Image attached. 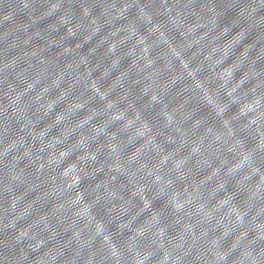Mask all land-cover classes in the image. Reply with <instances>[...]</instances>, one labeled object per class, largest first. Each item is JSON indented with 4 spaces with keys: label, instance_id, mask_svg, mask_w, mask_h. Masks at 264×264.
<instances>
[{
    "label": "water",
    "instance_id": "obj_1",
    "mask_svg": "<svg viewBox=\"0 0 264 264\" xmlns=\"http://www.w3.org/2000/svg\"><path fill=\"white\" fill-rule=\"evenodd\" d=\"M0 264H264V0H0Z\"/></svg>",
    "mask_w": 264,
    "mask_h": 264
}]
</instances>
